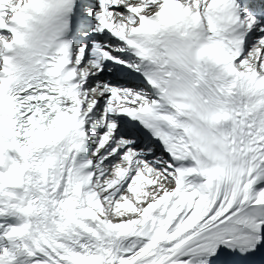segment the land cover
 <instances>
[{
    "label": "snow or ice",
    "instance_id": "obj_1",
    "mask_svg": "<svg viewBox=\"0 0 264 264\" xmlns=\"http://www.w3.org/2000/svg\"><path fill=\"white\" fill-rule=\"evenodd\" d=\"M0 264H264V0H0Z\"/></svg>",
    "mask_w": 264,
    "mask_h": 264
}]
</instances>
